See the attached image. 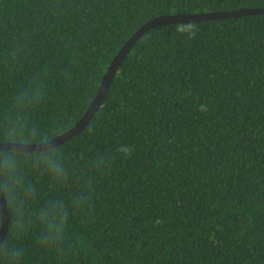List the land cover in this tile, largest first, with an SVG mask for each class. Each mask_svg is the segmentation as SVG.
I'll use <instances>...</instances> for the list:
<instances>
[{"label":"trees","instance_id":"1","mask_svg":"<svg viewBox=\"0 0 264 264\" xmlns=\"http://www.w3.org/2000/svg\"><path fill=\"white\" fill-rule=\"evenodd\" d=\"M242 8L264 0H0V142L72 129L151 19ZM193 24L146 32L67 142L0 151L24 186L0 264H264V15ZM54 202L57 234L40 218Z\"/></svg>","mask_w":264,"mask_h":264},{"label":"water","instance_id":"2","mask_svg":"<svg viewBox=\"0 0 264 264\" xmlns=\"http://www.w3.org/2000/svg\"><path fill=\"white\" fill-rule=\"evenodd\" d=\"M252 15H264V8H242L233 11H216L208 13H182V14H168L155 17L142 25L136 33L124 44L118 54L114 57L111 64L109 65L106 74L102 79V83L98 90V93L91 103L90 107L80 119V121L66 133L53 138L43 143L24 144L14 142H0V151L14 150L23 152H40L48 149L57 147L72 137L80 133L95 117L104 100L106 99L112 82L118 74L124 60L128 57L139 39L150 29L161 25H174V24H186V23H197L202 21H214V20H225L231 18H239L243 16ZM0 214H1V228H0V246L6 240L9 231L10 224V210L8 203L0 192Z\"/></svg>","mask_w":264,"mask_h":264},{"label":"clouds","instance_id":"3","mask_svg":"<svg viewBox=\"0 0 264 264\" xmlns=\"http://www.w3.org/2000/svg\"><path fill=\"white\" fill-rule=\"evenodd\" d=\"M176 31L192 39L196 36L198 30L193 23H188L177 25ZM206 110V105H201L200 111ZM121 151L129 154L131 149L125 146L121 148ZM52 171L54 174H61L62 170L59 161H56ZM23 190L24 186L15 155L11 152H0V192L3 193L10 207H15L16 198L23 194ZM67 214L68 209L63 202H54L40 210L41 221L45 229L52 234L63 231Z\"/></svg>","mask_w":264,"mask_h":264}]
</instances>
